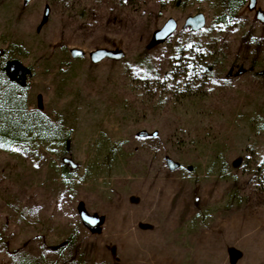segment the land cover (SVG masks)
<instances>
[{
	"label": "rangeland",
	"instance_id": "obj_1",
	"mask_svg": "<svg viewBox=\"0 0 264 264\" xmlns=\"http://www.w3.org/2000/svg\"><path fill=\"white\" fill-rule=\"evenodd\" d=\"M225 2L0 0V109L13 92L33 126L0 148V264H264V0L234 20ZM193 47L209 69L172 81Z\"/></svg>",
	"mask_w": 264,
	"mask_h": 264
},
{
	"label": "trees",
	"instance_id": "obj_2",
	"mask_svg": "<svg viewBox=\"0 0 264 264\" xmlns=\"http://www.w3.org/2000/svg\"><path fill=\"white\" fill-rule=\"evenodd\" d=\"M245 4L246 0H226L225 8L228 19L234 20L237 18L239 10L243 8ZM228 19L226 16L222 15L215 21V25L225 24ZM177 52L178 57L175 59V64L178 72H176V69L173 70L176 75L171 78L172 81L176 77H179V64L181 70L180 77L183 80L188 79L189 81H194L209 69L205 58V51L193 47L187 48L185 52L182 50H178ZM181 56H184V58H181ZM9 77L17 78L12 76ZM17 80L22 82L19 78H17ZM2 102L5 104V107L0 109V148H8L12 142L24 141L25 137L33 132V126L31 125L28 115L22 114L21 109L13 105V92H9L4 96ZM4 108H6V111H4Z\"/></svg>",
	"mask_w": 264,
	"mask_h": 264
},
{
	"label": "water",
	"instance_id": "obj_3",
	"mask_svg": "<svg viewBox=\"0 0 264 264\" xmlns=\"http://www.w3.org/2000/svg\"><path fill=\"white\" fill-rule=\"evenodd\" d=\"M23 1L27 3L30 0H23ZM47 17H48V12L45 11L41 25H43L46 22ZM256 18L260 21H264V14L258 13L256 15ZM205 26H206V17L202 12H198L194 15H190L185 18L181 30H190L191 32H198L203 30ZM177 29H178L177 22L172 18L167 19V21L163 24V26L160 29L152 33L151 39L147 45V49H153L156 46L164 44L167 40H169V38H171V36L177 31ZM1 54L2 51L0 50V56ZM71 55L73 58H81L83 56V53L79 50H72ZM114 57H115L114 53H111L106 50H98L90 53V60L93 63H98L106 58H114ZM6 72L9 76L19 78L20 81H24L26 79V74H27L26 68L15 61L9 62L6 65ZM157 136H158V132H153L149 134L146 131H141L137 134V137L141 139L148 137L155 138ZM63 162L65 164L70 165L72 169H75L77 167V165L69 159H63ZM165 162L167 168L170 171H175L178 169L179 165L173 160L167 158ZM79 218L80 221L83 223V225H85L87 228H89L92 231H95L102 222V219L88 215L87 213H85V211L82 208L79 209Z\"/></svg>",
	"mask_w": 264,
	"mask_h": 264
},
{
	"label": "flooded vegetation",
	"instance_id": "obj_4",
	"mask_svg": "<svg viewBox=\"0 0 264 264\" xmlns=\"http://www.w3.org/2000/svg\"><path fill=\"white\" fill-rule=\"evenodd\" d=\"M254 0H250V4L253 3Z\"/></svg>",
	"mask_w": 264,
	"mask_h": 264
}]
</instances>
